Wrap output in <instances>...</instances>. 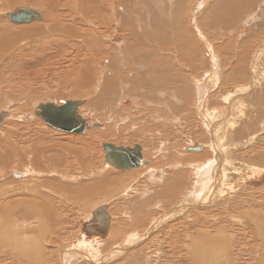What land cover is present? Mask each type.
<instances>
[{
	"label": "bare ground",
	"instance_id": "6f19581e",
	"mask_svg": "<svg viewBox=\"0 0 264 264\" xmlns=\"http://www.w3.org/2000/svg\"><path fill=\"white\" fill-rule=\"evenodd\" d=\"M21 1L25 0H0V100L3 103L0 128L11 130L18 121L28 125L33 118V112L17 115L12 109L16 103H24L21 102L24 98L14 103L11 98H2L6 96L7 83L12 90L19 86V75L15 76L17 73L7 63L8 53L20 37H25L22 44L43 42L38 47H42L40 57L44 60L70 58L71 73L66 76L69 87L73 86L77 94L70 102H79L78 114L88 128L82 133L66 132L76 135L71 138V145L62 139L54 140L52 133L49 135L46 131L33 134L31 139L24 138V142L14 135L0 141V264H146L149 258L144 253L151 246L150 237L177 221L178 225L175 223L172 231L165 233L173 252L178 254L179 264H264V40L249 54L247 36L264 25V0H46L49 22L35 31L24 27L17 35L18 31L15 34L5 23L17 8L32 7L16 3ZM32 2L37 4V0ZM41 3L40 7L44 5ZM62 3L69 7L75 5L69 11V20L60 14ZM32 9L43 15L40 20L43 22L44 13ZM233 38L238 47L229 45ZM77 54L83 57L76 60ZM99 54L105 57L96 60ZM42 58L38 57L40 61ZM126 69L133 72L132 78L125 81L122 79ZM54 102L41 104L34 111V116L41 118L46 126L37 113L42 108L56 113L69 101L62 100L57 105ZM101 102H108L115 109L132 106L135 113H129L125 119L128 126L137 129L138 136L149 134L155 126L161 128L159 133L168 131L172 136L176 132L174 127L170 128L181 119L183 129H186L183 124L191 125V122L198 126L202 131L201 140L180 148L184 151L179 159L180 142L164 146L169 156L166 163L163 158L149 163L142 145L129 147L142 148L145 164L125 170L107 159L104 145L109 143L104 142L101 148L105 151V164L90 177L97 184L81 188L68 186V182L83 177L73 172L92 163L91 145L101 134L96 128L104 127L81 112L90 107L95 114ZM176 138L175 134V141ZM194 146L201 150L189 152L188 148ZM149 150L154 155L156 148ZM164 164L167 170L162 168ZM122 171H140V174L127 180L123 175H116ZM83 175L85 179L87 176ZM139 181L150 183L151 191L146 188L147 194L141 192L140 199L146 198V202L140 207L142 214L134 224L147 222L149 218L143 213L150 210L148 206L152 203L168 209L158 218H151L147 230L127 236V229L122 231L113 223L108 205H101L90 211L83 224L82 241L78 245L74 242L75 249L62 252L59 237L64 223L63 201L87 205L98 190L104 191L111 201L124 198L127 190L132 189L129 185L137 187L135 183ZM119 188L125 190L119 192ZM177 190L180 196L176 195ZM149 192L151 197L147 199ZM244 192L250 198L240 200ZM102 208L109 218L107 234L88 225L93 220H102L103 215L95 217ZM221 213L232 217L221 221ZM207 218H213L212 223H206ZM121 220L119 225L123 223ZM218 222L223 225L219 227ZM238 233H244L245 238L237 240ZM164 241L160 238L155 244L160 246L161 255L167 247ZM241 249L247 251V255L243 254L245 259L240 257Z\"/></svg>",
	"mask_w": 264,
	"mask_h": 264
},
{
	"label": "rangeland",
	"instance_id": "374dc122",
	"mask_svg": "<svg viewBox=\"0 0 264 264\" xmlns=\"http://www.w3.org/2000/svg\"><path fill=\"white\" fill-rule=\"evenodd\" d=\"M29 1L32 2L33 0H28V1L25 0L24 2L21 1V2H16V3H19V4L21 3V4H24V5L27 3L25 6H30V7L32 6L31 8H35L36 10H39V11L43 12L44 15H45V20L43 22L42 21H36V23H38V22L40 23L41 22L40 23L41 25H39V23L36 24L35 22L30 23L31 25L30 24H26L25 25V24H15V23L12 24V22H10V20L8 18L9 21H7L5 23V26L10 27L14 31L15 34L18 31L17 32V35H18V33H20V31L24 27H26V29L29 28L32 31L33 30L35 31V30H39L40 29L39 27H42L45 23L47 24V22H49V20L47 18V15H46L47 14L46 13V10H48L46 8L47 7L46 0H40L42 2L41 4H44V5H41V7H40V1L39 0H37V4H35L34 2H32L33 3L32 4ZM14 4H12L10 7H13ZM73 4H74V1H73ZM63 5H64L63 3L60 5V8H59L60 14L62 15V18L63 19L69 20V18L71 17V16L68 15V14H70L69 11L75 5H72V6L70 5V7L67 4H66V6H63ZM261 9H263V8H261ZM67 10H68L69 13L67 12ZM263 11H264V9H263ZM258 15H260V14H257V16ZM65 17H68V18H65ZM259 17H261V15ZM14 26H16V27H14ZM13 27L14 28H17V29H14ZM262 27H263V30H261ZM83 29H82V31L88 36L87 32L85 31V28H83ZM259 29L260 30H257V28H256V32L257 33L256 32L253 33V31H252L250 34L247 35L248 36V39L250 41L249 42L250 43V46H249L250 47V52H249V54H251L254 50H256V48L264 40V25L260 26ZM20 36H21V34H19L18 37H20ZM259 36H260V39H258ZM20 38H21L20 41H18V39H17V42L18 43L17 42L15 43L17 46H15V44H14V47L12 49L13 51H11V53L9 52L10 54L8 53V56H10V57L9 58L6 57V60L8 58V60L10 61V62L8 61L7 64H11L10 67H12L14 69L15 73H17V75H15V76H18L19 75L17 78L19 79L18 82L20 84L18 83L19 86L17 87L16 90L15 89L12 90L11 87L8 86L10 84L7 83L6 84L7 86L5 85V89L7 88L6 91H4L5 94L3 93L6 96H4L2 98H7V99H10L11 98L10 100L13 103L14 102H20V101H17L16 99L19 100V98H21V99L24 98L23 101H21V102H24V103H16L17 106L15 104H13L12 106H14V105L15 106L12 107V109L15 111V113L17 115L18 114H23V113H31L32 114V112H33V114H32L33 115V118L30 121L31 122L30 124L27 123L28 125H26L25 122L22 123L21 121H18L17 120L18 121L17 122L18 124H16L11 130H9V129L8 130H5V128L3 129L1 127L0 129H3V130H0V132H1L0 133V141L2 142V140H4L5 138L8 139V137L10 138V137H12L14 135V137H17L18 140L21 139L24 142V138L31 139L32 136H33V134L34 135H38L39 133L46 131V132H48L49 135H51L50 133H52L51 137L54 140H56V139L57 140L62 139L61 141L63 143H68L69 142V144L71 145V143H70L71 141L70 140H72L71 138L75 137L76 135H73V134H70V133H66V132H62V131H58V130L52 129V128L46 126L44 124V122L41 120V118L34 116V111L37 112L39 110V107L41 106V104H44V103L46 104L47 102H50V100H52V101H55L54 103L57 105L58 103H62V100L63 101L64 100L71 101L70 99H74L75 96L77 95L75 92H73V90H74L73 89V86L72 87H69V84L70 83H69V81H67V76H66V75H69V73H71V71H70L71 67H68L70 65V63H69L70 58L60 57L59 59L55 58V59H52V60H49V59L44 60L42 57H40V55H41L40 54L41 53L40 50H42V47H40V48L38 47V44H41L43 42H39V41H36V42L27 41V42H24V44H22V41L25 40V37H20ZM224 39H226V37H224ZM259 40H260V42H259ZM219 42H221V41H219ZM238 44L239 43L236 42L234 40V38H233V43H229V45H233L234 47H238ZM24 45H26V46H24ZM252 45H253V47H252ZM48 47H50V46H48ZM66 48H67V46H66ZM251 48H252V50H251ZM14 49H16V50H14ZM18 50H20L19 53H21V52H23V53L19 54L18 53ZM30 51H32V52H30ZM26 52H28V53L30 52L29 53L30 55L28 56V53H26ZM68 52H69V50H68ZM16 53H18V54H16ZM23 55H25V56H23ZM80 55L81 54H77L75 56V59L77 60V59L83 57V55L82 56H80ZM31 56H32L33 59H31ZM23 57H26V58H23ZM38 57H39V59L42 58L41 59L42 63L38 59ZM104 57H105V54H102V55L99 54V55L96 56V60L97 59H100V58H104ZM22 60H23V62H22ZM28 60L29 61L31 60V62L29 63ZM14 62H15V64H14ZM13 64L16 67L18 66L17 67L18 71H16V67L15 66H12ZM18 64H21V65H18ZM71 64H73V63H71ZM71 66L73 68V65H71ZM13 69L10 71V73L13 71ZM123 72H124V70H123ZM125 72H126V74L123 73V76L125 77V79L123 78L122 80H125L126 81V78L127 79H128V77L132 78V72L133 71H130L129 72V69H126ZM139 72H142V71L140 70ZM142 73H144V71ZM62 76L64 77V80L67 81L66 83L63 82L64 80H63V78H61ZM114 76H110L109 78H111V77L114 78ZM58 80H60V81H58ZM21 82H23V83H21ZM220 86L221 85H218L217 88L220 89L221 88ZM234 86H237V85H234ZM23 87H25V88H23ZM233 88H235V87H233ZM8 89H10V90H8ZM126 89L128 90V93L131 91V88L129 86ZM11 91H13V92H11ZM16 92H17V95L14 94ZM24 100H26V102H28V105L26 104V102ZM93 100H95V98ZM39 102H41V103H39ZM108 102L106 104H105V102L99 103L98 105L100 107L98 106V108H100V109L97 108L96 109L97 113L95 112V114L92 111L89 110L90 107H88L89 109L88 108L87 109H84V111L81 112V114H84V115L86 114L85 117L91 119L92 121L94 119H95L94 121H97L98 120L99 123H102V125L104 127H102L100 125L101 127L96 128L97 129L96 131H98L97 133L100 134L99 132H101V134L99 135V137H96L95 138L94 143L91 145V148L92 149L94 148L93 151L90 150V152L93 154V157H94L92 159V161H91L92 163H89L85 167L83 165L81 167V169L79 170V172L78 171L73 172L74 175L77 174V173H79V176L82 175L83 177H85V175H83V174H86V176H87L85 178L86 180L83 177H82V179L76 177L77 179H80V180L79 181H76V182H73V183H69L68 182L67 183L68 186L75 187V188H81V187H84V186L89 187L91 185L90 183H94L95 182L97 184V182H96L97 180H92L93 178L91 179L90 177L93 175V172L99 171V169H97V168L103 167L104 164H105V161H104V158H103V155H105V151H104L103 148H101L102 147L101 144L104 143V142L105 143L108 142L109 144H115V145H118V146L131 147V148L134 147L135 145H142V147L144 149V151H143L144 152V156H145V158H147V157L149 158V159L148 158L146 159L147 161H149V163H152L157 158H159V159L160 158H163L161 160L164 163H166L168 161L167 157H169V156L167 155V152L164 150L165 149L164 146H167L168 147V146H170V143H174V142L179 143L180 142L179 143V144H181V147H179V149H180V148L186 147L190 143L192 144L193 142H196V141H200L201 140V133H202V131L199 130L198 126L192 125L193 123L191 122V125H190V123L183 124V126H186V129H183V127H180V125L182 123V120L181 119L178 120L176 123H174L172 125V128H170V129H173V127H174L173 132H176V133H173L172 136H170L168 134V131H165L164 133L162 132V134L159 133V131L161 130V128L156 127V126L153 129L150 128L149 134H145V136H143V134L142 135L140 134L138 136V135H136V133H138L137 129L136 130H133L130 126H128V123L129 122H127V120L125 119V118L128 117V114L129 113L130 114L135 113V109L131 105H130L131 107H129V109L127 108L128 106L127 107H124V108H120V109H117V108L115 109V106L111 107V105H107ZM2 104L3 103L0 100V105H2ZM51 104H53V103H51ZM101 106H102V108H101ZM107 107H108V109H107ZM16 108H17V110H16ZM147 108L149 109L150 107H147ZM143 111H144V108H143ZM99 114H102L103 116H101ZM17 118H18V116H17ZM43 124L45 125V127H44ZM114 127H117V128H114ZM169 127H170V125H169ZM49 130H51V131H49ZM154 132H156V134L152 135V133H154ZM53 133H55V134H53ZM139 133H140V130H139ZM6 134H8V135H6ZM103 134L105 136H103ZM175 134H176V137L178 138V139L176 138L177 141H175ZM198 135H199V137H198ZM102 136H103V138H100ZM167 136H168V138H167ZM147 137L149 138L148 140L146 139ZM151 145H152V147H150ZM149 148H156L157 151L155 150L154 155H156V154H158V155H156V156L152 155L151 152H150V150H149ZM179 151H178V155L179 154L181 155V153L184 151V149H180ZM191 152H195V151H191ZM164 155L166 156V158H165ZM180 155L177 156L178 159L180 157L181 158L183 157V155H181V156ZM161 156H164V157H161ZM101 165H103V166H101ZM15 166L16 165H14L13 167H15ZM162 166H160V167H162L165 170L168 169L167 165L164 164ZM88 168H89V170H88ZM84 169L87 170V172H85ZM144 171H142V172H144L142 174V176H144V174L146 173L147 170L145 169ZM123 172L124 171H122V173L120 172V173H117V174L115 172H113V173H115L116 175H123L122 177L125 178V179H127V180H128V178L130 179V178L136 177L137 174H140V171H138L137 173L136 172H130V171H125L126 173L125 172L123 173ZM166 172H168V171H166ZM133 174H135V175L133 176ZM114 177H116V176H114ZM95 179H97V177ZM15 180H18V179H15ZM141 181H143V179H141ZM141 181H139V183H137V182L135 183L134 182L135 185L138 184L137 187L134 186V184H130L129 186L132 189L127 190V192H128L129 195L127 193L124 194L125 195V196L123 195L124 198H121V197L120 198H117V199L111 198V199H114V200L111 201V200H108L105 197L104 191L98 190V191L95 192L94 196L92 197V199L90 200V202L87 205L86 204H83L82 202H78V201L76 202L74 200H72L70 202L63 201L64 202L63 203V209H64L63 218H64V223L62 224V227L63 228L61 230V234H60V237H59V245L61 246L60 248L62 249V252H65L66 250H71L72 248L75 249L76 246H74V245H76V244L78 245L79 242L82 241V234H83V232L81 230H82L83 224L87 221L88 216H90V211L91 210H94L96 207L101 206V205H106V204L108 205L109 212L111 213V215L113 217V223L118 224V226L122 228V231H124L125 229H127V230H125L127 236L128 235H131L133 233L144 232L145 230H147V228L149 227V223L152 221L153 217L154 218L155 217L158 218L159 216H161L162 214H164V212L167 211L168 209L165 210L167 206L164 207V205H159L158 203L157 204H153L152 203L151 205L148 206V208L150 207L149 208L150 210H145V212H147V211L148 212L147 213H143L144 215H146V217L149 218V219L147 218L148 219L147 222L144 225L143 224L141 225L140 223H138V225L134 224V220L135 221L137 220L136 217L139 214H142V212L140 210V207H142L143 204L146 202V198L140 199V194H141V192H144L145 194H147L146 188L149 189L148 186L150 185V183L149 184H145V183H143ZM95 183H94V185H95ZM88 184H90V185H88ZM156 184H158V183H156ZM123 189L124 188H119V192H123ZM149 190L151 191V188ZM130 193H131V195H130ZM180 193L181 192L179 190L176 193V195L180 196L179 195ZM244 193H245V195H244ZM244 193H243L242 198H240V200H242L244 198L247 199V197H248V199L250 198V196H248V194L246 192H244ZM133 194H135V195H133ZM101 196H104V197L102 198ZM116 196H117V194H116ZM129 196H131V197H129ZM135 196L136 197H139L138 198L139 200L137 198H135ZM146 196H147V199H148V196L151 197V193L149 192V194L146 195ZM254 202H256V201H254ZM159 207H161V208H159ZM149 211H151V212L149 213ZM222 212H224V210ZM235 216H237V214ZM231 217H232V215L229 216V215H226L225 213H221V216H219V218H221L220 219L221 221H223V220L228 221L229 220L228 218H231ZM121 218H122V220H121ZM186 219L184 221H187ZM199 219H202V218H199ZM207 219H209V220H208V222L206 221V223H209L211 220H213V218H207ZM120 220L123 221V223H125L126 225H124L123 223L122 224L124 226L122 224L119 225L121 223ZM149 220H150V222H149ZM178 222L179 221H177V223L175 222L176 225H178ZM175 223L172 222V223L167 224L165 226V229H163L164 228L163 227L160 230V232L158 230V232H157L158 234L156 233L157 235H153V236L150 237V239L148 240L149 241L148 243H150L151 246L148 249H146V251L144 253L149 258V261H147L146 264H158V262H160L159 264H170V262L168 260H173L174 262H172V264H179V261L180 260H179V257H177L178 254L176 255L173 252V249L171 248L172 247L171 246L172 244H170L171 242L166 239L167 238L166 233L167 232L169 233V231L170 232L172 231V228L175 226ZM210 223H212V222H210ZM220 223L221 222H218V226L219 227H220V225L221 226L223 225V224H220ZM223 223H225V222H223ZM139 225H140V227H138ZM132 228H133L134 231L132 230ZM127 232H130V233L128 234ZM243 236H244V233H238L237 240H241V239L243 240L245 238V236L244 237ZM152 237H154V238H152ZM160 238H163V240H166V242L164 241V244H166V246H167L166 247V250L164 249V253L165 254H162V255L160 254V253H163V252H161V249L159 248L160 246L159 245H157L158 247L155 246L157 240L160 239ZM76 240H78V241H76ZM159 241H162V240H159ZM167 241L169 243H167ZM48 246L51 247V245H48ZM69 248H71V249H69ZM167 248L169 249V251H168ZM237 250L238 249H235V251H237ZM168 252H169V254L167 255ZM171 252H173V254ZM239 252H241V253H239ZM239 252L238 253L240 254V257L243 256L242 258L245 259L246 256H244V255H247V251L246 250L244 251V250L241 249V250H239ZM244 253H246V254H244ZM174 254H175L176 260L174 258ZM247 258H248V256H247ZM251 259H253V256H252ZM152 260H153V263H152ZM176 261H178V262H176Z\"/></svg>",
	"mask_w": 264,
	"mask_h": 264
},
{
	"label": "water",
	"instance_id": "95a60500",
	"mask_svg": "<svg viewBox=\"0 0 264 264\" xmlns=\"http://www.w3.org/2000/svg\"><path fill=\"white\" fill-rule=\"evenodd\" d=\"M42 17L43 15L41 13H38L32 8H17L8 15V18L15 24H30L34 21L42 20ZM78 105L79 102L69 101L56 113H49L42 108L37 115L42 117L49 127L64 132L82 133L86 128H88V124L82 117L79 116ZM104 149L106 151L107 159L120 170L139 168L145 164L142 157V148L140 146H136L134 149H131L129 147H116L112 144H105ZM192 149L201 150L200 147L196 146L188 148V150ZM104 213H106L105 208L98 210L95 213V217L103 215V218H100L102 220H93L88 223V225L93 230L102 231V233L107 234L109 218Z\"/></svg>",
	"mask_w": 264,
	"mask_h": 264
}]
</instances>
